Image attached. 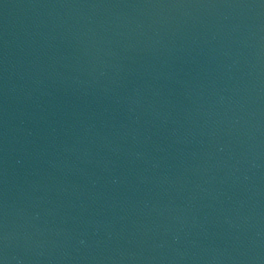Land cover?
Wrapping results in <instances>:
<instances>
[{
  "label": "water",
  "instance_id": "water-1",
  "mask_svg": "<svg viewBox=\"0 0 264 264\" xmlns=\"http://www.w3.org/2000/svg\"><path fill=\"white\" fill-rule=\"evenodd\" d=\"M0 264H264V0H0Z\"/></svg>",
  "mask_w": 264,
  "mask_h": 264
}]
</instances>
